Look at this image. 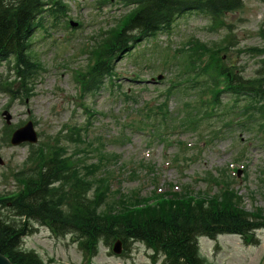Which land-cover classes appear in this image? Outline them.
I'll list each match as a JSON object with an SVG mask.
<instances>
[{"label":"rangeland","instance_id":"374dc122","mask_svg":"<svg viewBox=\"0 0 264 264\" xmlns=\"http://www.w3.org/2000/svg\"><path fill=\"white\" fill-rule=\"evenodd\" d=\"M62 1L66 9L45 12L34 29L29 51L38 67L21 86L17 83L21 79L16 80L10 69L13 59L0 63L2 81L15 80L10 85L13 96L0 92V157L3 160L0 195L16 192L26 174L21 170L29 163L27 160L34 159L32 151L42 148L46 139H57V147L64 146L70 153L78 150L77 154H82L79 155L81 164L96 161L92 147H98L99 143H103L101 151L113 155L108 162H103L110 182L109 202L117 194L128 195L133 188L139 189L140 196L150 195L155 186L159 190L180 191L189 185L194 192H216L219 188L195 176H205L206 172L216 174L218 168L231 165L239 170L234 188L242 196L244 208L263 209L264 125L260 127L254 121L246 126H229V121L243 120L241 98L234 105L228 101L233 97L219 95L221 103L227 106L226 114H230L228 110L232 112L228 117L215 115L198 119L193 129L174 130L169 126L175 123L172 112L181 113L185 107L198 106L199 94L208 95L203 87L209 82L204 77L188 81L199 76L195 72L197 61L193 59L195 48L201 44L214 50L224 64L244 78H251L261 70L264 0H241L240 8L225 12L216 20L199 10L183 11L169 26L121 53L114 61L112 85L82 95L76 81L82 85L81 75L89 67L88 59L94 56L91 50L134 6L122 0ZM190 53L191 64H188ZM108 80L107 77L105 82L109 83ZM171 86V93L164 96V90ZM164 97L169 121L161 138H166L169 146L156 135L162 131L161 128L155 131L160 124L159 115H153L150 120L145 116L155 111L154 106L163 102ZM4 108L11 116L8 124L1 113ZM221 111L217 109L214 113L221 114ZM27 120L34 124L37 143L11 145L6 136L8 129ZM76 131L87 142L86 146L75 141ZM178 141L184 142L185 147ZM174 154L178 155L176 160L172 159ZM243 165H246L244 169ZM3 212L10 214L7 209ZM11 217L21 220L18 216ZM28 222L21 248L36 253L45 264H154L153 252L141 242L129 241L125 249L120 247L119 253L113 252V243L101 242L88 257L70 233L62 235L37 221ZM255 232L258 243L253 245L244 244L234 233H223L212 239L201 236L199 252L206 264H261L264 232L258 229Z\"/></svg>","mask_w":264,"mask_h":264},{"label":"trees","instance_id":"16d2710c","mask_svg":"<svg viewBox=\"0 0 264 264\" xmlns=\"http://www.w3.org/2000/svg\"><path fill=\"white\" fill-rule=\"evenodd\" d=\"M122 1L134 8L92 49L93 62L81 75L83 92L102 87L103 79L112 76L114 61L123 51L169 26L183 11L199 10L216 20L221 14L241 6V0ZM65 9L62 0H0V63L7 58L13 59L10 69L16 80L21 79L20 86L38 67L29 51L35 27L45 12ZM195 49L196 56L192 59L198 64L196 75L213 83L209 84L212 101L220 111L223 109L218 115L228 117L232 114L229 110L230 114H226L227 106L217 99L220 93H227L233 97L228 101L234 105L239 98L244 102L242 111L240 109L244 121L239 123L241 126L258 121L262 127L264 59L260 71L251 78H244L224 64L214 50L203 44ZM191 55H188V64H191ZM11 83L13 81H2L0 74V92L12 95ZM22 87L26 92V87ZM170 93L168 88L165 96ZM166 100L155 107L162 119L167 117ZM199 102L198 106L187 107L181 113L186 126L203 110V102ZM79 133L76 131L75 141L87 145ZM41 147L32 153V166L19 181L21 189L0 198V253L13 264H45L36 253L20 247L22 236L28 232V220L44 224L55 233H70L87 256L96 251L101 241L110 244L118 238L124 247L129 241H139L152 250L154 264H205L198 254L197 236L234 233L240 235L244 243L256 244L255 231L264 230V208L246 210L242 197L233 189L234 180L225 171L222 179L225 176L226 180L217 193L184 190L149 197L135 195L134 198L117 194L109 202V182L102 154L97 155L94 163L81 164L78 150L68 153L64 146L47 142ZM4 209L10 214L4 215ZM12 215L21 220L17 221ZM158 259H161L159 263Z\"/></svg>","mask_w":264,"mask_h":264},{"label":"water","instance_id":"95a60500","mask_svg":"<svg viewBox=\"0 0 264 264\" xmlns=\"http://www.w3.org/2000/svg\"><path fill=\"white\" fill-rule=\"evenodd\" d=\"M5 119L9 121L10 115L7 112H4ZM37 139L36 133L33 129V125L30 121H28L23 126L15 129L11 135L10 143L13 145H17L21 142L28 141V142H35ZM2 163V160L0 158V164ZM115 252L119 251V242L117 241L115 243V246L113 248ZM0 264H12V262L9 261V259L0 253Z\"/></svg>","mask_w":264,"mask_h":264}]
</instances>
